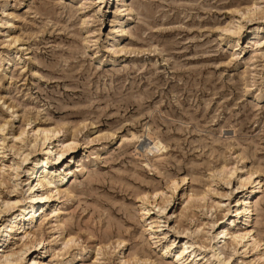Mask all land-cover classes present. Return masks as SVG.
<instances>
[{
	"label": "rangeland",
	"instance_id": "rangeland-1",
	"mask_svg": "<svg viewBox=\"0 0 264 264\" xmlns=\"http://www.w3.org/2000/svg\"><path fill=\"white\" fill-rule=\"evenodd\" d=\"M107 2L0 0V206L25 200L8 167L42 130L54 150L75 141L17 264H216L215 241L227 264H264V0ZM256 181L247 227L235 204Z\"/></svg>",
	"mask_w": 264,
	"mask_h": 264
},
{
	"label": "bare ground",
	"instance_id": "bare-ground-1",
	"mask_svg": "<svg viewBox=\"0 0 264 264\" xmlns=\"http://www.w3.org/2000/svg\"><path fill=\"white\" fill-rule=\"evenodd\" d=\"M106 1L110 2L111 0H103V2H106ZM113 2H114V0H112L111 5H113ZM50 132L53 135H57L59 130L45 129V130L41 131V138L39 139L40 150H39V153H37V155H35V157L31 158V151H32L31 148L35 146L36 139H34V143L30 144L24 151H22L21 153L19 151V154H20L19 158L13 159L14 161H12V164L8 167V169H9L8 179H9V182H11L9 184L10 193L11 194L13 193L16 195L19 186L27 187L28 193L25 192L26 196H25L24 201H21V199L17 198L18 196H16V199L13 201L5 200L1 203L0 213L5 212V215H7V217L4 216L5 218L3 217L4 219L2 220V222H0L1 223L0 224L1 225V227H0V245L6 241V238L8 236H10L9 231H11L12 227L16 226V229L18 231L17 232V234H18L17 239L21 242L22 247H18L20 249L16 250V252L10 251L9 253L1 255L0 256V264H14V263L17 264L18 261L23 260L24 255L26 254V252L28 250H30L29 249L30 247L32 248V246L35 243L36 244L38 243V245H40L39 243H41V239H38V240L35 239V241H31V242L27 243L26 238L28 236H30V233H32L31 232L33 230L32 224L37 222L36 218L38 217V215H40L39 217L44 216L45 215V213H44L45 208L48 207L49 204H51L53 201H55V200H53V198H55L54 195L56 193L57 194L60 193V191H59L60 186L59 187L51 186L52 188H50V187L48 188V185H52V184L50 181L47 180L46 173L50 170L57 169V168H55V166L57 164L59 165V163L61 164L65 155L68 152H70L71 150H74L75 141L72 140V141L67 142L65 144H61L59 148L54 150L53 146H51V144H50V139L52 138V137L50 138V136H51V135H49ZM22 134H23V132H20L18 135V138H20ZM132 139H136L137 141H142V139H139V137L137 135H134V134H132ZM145 140L146 139L143 138V141H145ZM150 141L147 144H146V142L143 143L145 149H147L150 146V149H152L153 152H156L157 150L165 148V146L156 138H153ZM20 149H21V147H20ZM58 165L56 167H58ZM75 167H76V169L75 168L72 169V167H68L67 169L65 168L66 169L65 172H64L63 168L62 169L59 168V171H61L60 177H59V182L61 184H63L64 182H68L70 180V178H72L74 176L75 171L78 170V167H79L78 164L75 165ZM0 169L2 171V167H0ZM224 169H226V166H223L221 170L223 172H225ZM227 172L229 175L225 179V181L229 184L230 178L232 177V174H233V171L228 170V171H226V173ZM21 174L23 177L22 179H21ZM223 174L226 175L225 173H223ZM252 174L253 173H249V175H247V177L240 178L239 184L241 187H245L248 184ZM68 177H70L69 180H67ZM182 181H184V179H182ZM256 182H257V184L255 186H257V187L254 186L249 197L237 200L236 204H235V205H239V206L243 205L242 209H241V207L236 209V214L237 215L243 214V215L248 217V219L245 221L247 227L249 226V224H251L250 218L252 215V207L254 205L253 204L254 197L252 198L250 196H251L252 192L258 191L257 189L259 188V185H260V181H256ZM205 193L206 192H203V194H202L203 195L202 197H204V198L206 196ZM156 195H157V192L154 193V197ZM235 205H234V207H235ZM53 207H54V205L52 206V208ZM160 208L162 210H164L165 207L160 206ZM54 209H55V207H54ZM19 215H22V216L25 215L24 221L23 222L21 221L22 223L20 225H19V223H17V224L15 223L16 224L15 225L14 222H16L17 217ZM28 229H32V230L29 231ZM249 233H250V230L239 231L237 235H234V239H236L237 241H242L245 238H248ZM219 234L222 235L223 232L222 231L218 232L216 234V236H214V237L216 239L220 238L221 235L219 236ZM73 239H74L73 237H68L65 240V243H63V244L68 246V244H70L73 241ZM251 239H252V243H253L252 245H254V246L259 245V240H257L256 237H252ZM7 242H8V240H7ZM123 242H124L123 240H119L117 242V244L120 245ZM192 244H193L192 242L189 243V247H192L193 246ZM214 245H215V252H216V253H214V255H216V257L214 259H215L216 264H227L226 258H224L221 255L222 251H221V248H220L218 241H215ZM189 247L186 246V249ZM167 248H168V246H167ZM193 249L197 252H200V253L204 251L203 246H200V245L195 246ZM184 250H182L180 253H178L179 254L177 256L178 259H179V257H181L183 255ZM35 263H37V262H35Z\"/></svg>",
	"mask_w": 264,
	"mask_h": 264
}]
</instances>
